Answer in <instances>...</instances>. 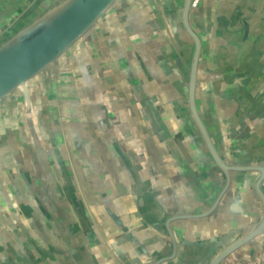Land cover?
Listing matches in <instances>:
<instances>
[{
  "label": "water",
  "instance_id": "1",
  "mask_svg": "<svg viewBox=\"0 0 264 264\" xmlns=\"http://www.w3.org/2000/svg\"><path fill=\"white\" fill-rule=\"evenodd\" d=\"M117 1L0 0V103L7 101L14 110V114L8 116L9 120H5L7 116L0 119V216L5 217L0 229V264L5 260L14 261L12 264L95 262L89 251L92 245L79 234L69 236L63 233L59 221L66 206L64 200L58 203L62 197L70 201L73 216L79 219L82 229H86L89 235L95 233L94 223L87 217L85 204L79 192H76L69 152L83 168L82 172L97 199L102 226L115 233L130 232V222H125L127 217L124 216L131 209L121 207L117 190L104 185L107 171L101 168L102 162L95 154L99 137L109 145L116 162L119 159L121 163L131 164L121 153L120 142L114 134L117 128L108 118L106 109H102L103 112L100 107L95 109L99 97L74 90L68 85L58 87L60 81L56 75L60 68L61 81L67 79L64 76L69 66L66 56L74 50L83 51L82 46L94 32L103 29L107 21L114 20ZM157 1L161 2L157 4L161 5L160 10L166 11L170 23L169 29L164 28L168 30L169 37L163 38L168 41L163 49L170 64L161 58L162 47L149 49V45L140 38L143 35L138 33L130 35L129 40L137 44L144 54L155 55L157 69L153 64L150 67L156 73V86L151 88L149 81L134 76L129 67L123 68L131 78L136 97L152 118L151 125L159 143L174 158L181 155L175 138L176 128L171 127V123L160 113L159 108L163 104L170 106L169 114L175 117V123L186 134L194 135L195 142L200 141L206 154L205 167L211 166L206 182L211 183L204 185L199 176L194 175L196 179L192 184L199 191L197 194L203 202L202 207L187 212H172L165 208L166 218L151 223L165 230L169 242L166 249H156L159 256L151 255L149 258L153 264H240V261L248 260H255L253 264H264V160L262 163L227 161L223 146L216 144L211 136L213 129L209 125L207 112L209 106L216 105L217 100L239 101L237 97H234L235 100L224 96L211 97L210 92L201 88L204 82L214 80L215 73L211 74L213 67L233 71L264 69V0H177L176 5L173 0ZM149 2L152 12L159 16L157 4L153 0ZM116 19L119 20L118 17ZM105 34L102 32V35ZM251 36H259L263 41L252 45L247 42ZM223 40L239 49L231 51L229 47V55H226L218 48ZM116 50L117 47L115 50L111 47L112 53ZM259 54H262L260 58ZM162 75L165 79L161 78ZM240 75L241 72H234L231 81ZM232 83L238 85L239 81L234 79ZM247 83L264 85V74L261 79ZM86 103L90 105V116L98 127L97 133H93L88 123L82 120L80 111ZM65 130L69 133V142ZM10 136L11 140H8ZM199 154L204 157L201 151ZM54 165L62 169L64 184L57 181ZM8 169L18 171L19 176L7 175ZM128 177L123 179L128 181ZM43 178L51 186H46L44 191L46 195L49 190L50 195L53 192L54 196L49 199L55 207L56 216L46 209L43 202L28 204L20 198L23 196L24 181L31 194L35 195L36 188L33 186L37 182L41 184ZM130 180L137 185L145 184L137 175ZM141 186L138 187L140 193L143 190ZM247 190L254 193L259 207L258 216L253 222H245L242 226L237 224V228L230 229V224L220 219L221 222L214 225L219 228L200 239H192L187 232L175 233L173 222L189 223L210 218L225 208L226 199L231 194H235L236 198L230 202L229 208L242 214L244 208L241 200ZM36 192L40 194L39 189ZM138 199L142 204L138 203L141 214L148 217L143 210L145 203L142 193ZM38 213L46 218L49 230L35 219ZM19 215H24V220ZM110 245L108 241H99V258L116 264L111 253L115 257H122L124 248L113 246L120 249L113 248V251L109 250ZM86 246L87 257L82 254ZM132 246L126 249L131 258H135ZM69 249H73L72 254H69ZM148 255L149 251L145 252L144 258ZM139 263L144 264V261Z\"/></svg>",
  "mask_w": 264,
  "mask_h": 264
},
{
  "label": "crops",
  "instance_id": "2",
  "mask_svg": "<svg viewBox=\"0 0 264 264\" xmlns=\"http://www.w3.org/2000/svg\"><path fill=\"white\" fill-rule=\"evenodd\" d=\"M140 1L142 3H139ZM149 1L118 0L114 7L117 9V15L114 16V20L107 21L103 29H100L99 32H94V35L82 46L83 51L77 52V50H74L66 56L69 60V66L65 69L64 74L66 75L64 76H67V79L61 81L60 68L56 72L60 81L58 87L68 85L74 90L86 91L87 94H95L99 97L95 109L96 107H100L101 112H103L102 109L107 110L108 118L117 128L114 134L117 135L116 137L120 142L121 153L131 163L127 165L117 159V162L120 164L118 167L109 145L102 138H97L95 154L102 162L101 168L107 171L104 174V185L114 187L119 193L117 199H119L121 207L131 209L124 216L127 217L125 222H130L128 224L131 227H129V234L119 231L115 233L113 230H108L102 226V218L100 212L97 211V199L82 172L83 168L79 167L76 159L69 152L72 170L76 179V192L77 194L79 192L83 201L82 203L85 204L83 205L86 208L87 217L94 223L95 233H90L89 235L86 229H82L79 219L73 216L74 213L70 201L62 199V197L58 199V203L64 200L66 206L63 218H60L59 221L63 226V233L69 236L79 234L83 240L92 245V248H89L90 253L95 259V262L92 261V264H109L104 259L99 258V241L110 242L109 250L113 248L120 250L115 247L124 248L125 253L122 251V257L120 255L115 257L111 253L116 264H131V262L132 264H140L139 262L142 261H144V264H153L149 257L151 255L152 257L159 256L156 249H166L169 238L165 230L160 228V225H152L151 223L158 220L163 221L166 218L167 215L163 211L165 208L172 212H177L178 210L182 212H187L191 209L193 211L198 210L202 207L203 202L199 199V195L197 194L199 191L196 186L192 184L196 179L195 176H199L198 179L204 182V185L211 183L206 182L211 171V166L205 167V162H207L206 154L200 141L195 142L194 135L186 134L175 123V117L169 114L170 106H163L162 104V108H159L160 113L171 123V127L176 128L175 138L181 151L179 157L174 158L170 155L159 143L155 130L151 125L152 118L149 117L148 113L144 110L143 104L136 97L131 78L124 71L123 67H129L134 76L139 77L141 80L149 81L148 84L151 88L156 86L154 78L156 73L150 67V64H153L154 68L157 69L154 61L155 55L146 53L147 56L137 44L129 40L130 35H138V33L143 35V37L139 36L146 45H149V49L162 47L161 58L168 65L170 64V60L165 55L163 49V46L167 47L168 43L163 38L169 37L168 30L164 29H169L170 26L168 16L166 11L164 13L163 9L160 10L159 6L161 5L157 3L161 2L153 0L160 12L159 16H156L155 12H152L153 8ZM173 2L176 5L177 0H173ZM119 10H122V12H119ZM102 32L106 33L108 37L106 34L102 35ZM151 41L152 43L149 44L148 42ZM170 41L174 44L172 37H170ZM262 41L263 39H260L259 36H251L247 40L252 45H256L257 42L260 43ZM119 42L121 43L119 44ZM111 47H114V50L117 47L115 53H112ZM175 47H177L176 44ZM229 47L232 48L231 51L239 49L237 46L234 48L233 43L225 40L220 41L218 44L220 51H225L226 55H229ZM261 56L262 54H259V58ZM234 72H241L240 76L234 78L236 81H239L238 85L231 84L234 80L232 79L231 81ZM212 73H215L214 80L212 78L208 82H204V86L201 88H204V91L210 92L211 97L224 96L232 100H235L234 97H237L239 102L233 103L230 100L221 102L217 100L215 102L216 105L209 106L207 119L213 129L211 136L214 137L216 144L219 143V145L223 146L227 161L262 163L264 160V85L258 86V83L249 84L247 82L261 79L264 69L244 68L240 71H233L226 68L217 70L213 67L211 68ZM161 78L165 79L164 75ZM215 81L219 82L216 83ZM227 81H230V83H227ZM234 105L237 107H234ZM80 112L82 120L88 123L93 133H97L98 127L91 119L93 117L90 116L89 103L84 104ZM13 114L14 110L9 102L4 101L0 103V119L3 120V117L7 116L5 120H9L10 115ZM179 122L183 125L180 120ZM190 123L188 119V128L191 130ZM68 134L66 131V140L69 142L70 139H67ZM8 140H11V136L8 137ZM200 151L204 154V157L200 156ZM54 168L56 169L57 181L59 184H64L65 180L62 169L56 165H54ZM6 173L12 177L15 174L17 176L20 174L14 169H8ZM134 175L141 177L145 184L142 186L137 185L134 180H130ZM123 177L130 179L127 181ZM48 185L44 178L41 184L39 182L35 183L33 188L39 189L41 195L36 192V189L34 191L35 195H33L29 186L24 181L22 187L23 196L20 198L25 203L29 202L28 204L38 205V201L39 203L43 202L46 209L56 216L55 207L49 199L50 196L51 198L54 196L53 192L50 195L51 190H49L48 195H46L44 191V188ZM139 186L143 188L141 192L144 200L143 204L145 203L143 210L148 213V217L140 212L141 208L139 204H142L138 202L139 195L141 194L138 191ZM63 192L66 195V191L63 190ZM244 192L246 196H241V205L244 208L242 214L238 210L229 208L230 202L236 198L235 194H231L226 199L225 208L210 218L189 223L185 221L173 222L172 227L175 233L187 232L188 236H191L192 239H200L202 236L211 235L215 232L219 227H217L218 225H214L216 222H221L220 219L230 224V229L237 228V224L242 226L245 222H253L259 213L258 202L251 190ZM18 217L24 220V215H19ZM4 219V216H0V229L3 227L1 221H4ZM35 219L42 222L43 227L49 230L47 229L46 218L41 213H38ZM76 226L81 229H77ZM79 231L80 233H78ZM50 235L52 236L51 233ZM96 235L98 238H96ZM131 244H133L132 252L135 258H131L130 252L126 249ZM114 249L113 251H115ZM148 251L149 255L145 259L144 254ZM68 252L72 254L73 249H69ZM82 254L85 257L89 255L87 253V246ZM254 261H240V264H253ZM13 262L12 260H5L3 264H12ZM81 262L90 264V260ZM76 263L77 261L74 264ZM65 264H72V261H66Z\"/></svg>",
  "mask_w": 264,
  "mask_h": 264
},
{
  "label": "trees",
  "instance_id": "3",
  "mask_svg": "<svg viewBox=\"0 0 264 264\" xmlns=\"http://www.w3.org/2000/svg\"><path fill=\"white\" fill-rule=\"evenodd\" d=\"M171 1V0H170Z\"/></svg>",
  "mask_w": 264,
  "mask_h": 264
}]
</instances>
